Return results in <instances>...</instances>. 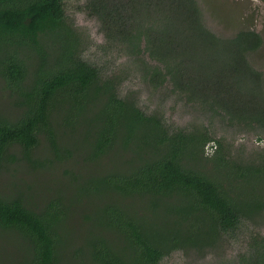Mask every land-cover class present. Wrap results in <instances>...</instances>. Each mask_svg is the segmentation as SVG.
I'll use <instances>...</instances> for the list:
<instances>
[{"label":"trees","instance_id":"trees-1","mask_svg":"<svg viewBox=\"0 0 264 264\" xmlns=\"http://www.w3.org/2000/svg\"><path fill=\"white\" fill-rule=\"evenodd\" d=\"M83 11L123 59L117 73L85 58L64 0H0V78L20 104L0 110V169L95 161L113 149L123 160L79 169L75 191L34 208L22 192L0 194V231L21 239L20 264H160L178 251L207 264H264V151L237 155L214 122L264 136V76L250 59L260 33L219 35L198 0H86ZM129 78L165 89L197 121L174 126L142 109L121 89ZM78 203L92 206L84 220L95 218L79 241L66 234ZM238 235L244 244L231 254Z\"/></svg>","mask_w":264,"mask_h":264},{"label":"rangeland","instance_id":"rangeland-1","mask_svg":"<svg viewBox=\"0 0 264 264\" xmlns=\"http://www.w3.org/2000/svg\"><path fill=\"white\" fill-rule=\"evenodd\" d=\"M85 1L64 0L67 20L86 39L85 58L96 63L108 73H117L118 70L122 69L124 61L119 58L120 56L115 49H105L106 42L98 31L96 21L88 17L83 11ZM198 3L203 11L206 24L219 35L231 36L241 28H252L260 33L262 43L259 49L250 55V59L264 76V0H198ZM121 89L123 92L133 95L142 109L147 112L157 109V112L174 126H184L188 122L197 121L198 112L195 108L175 98L164 100L165 89L152 90L140 78L125 80ZM15 98L14 91L0 78V110L4 113L8 111L19 113L20 104ZM214 122L220 132H222V128L225 129L226 142L233 145L234 153L237 155L248 156L254 152L264 151V136L259 139L253 134L232 131L224 123L221 122L223 125L220 124L218 119H214ZM215 145L214 141L209 142L206 145L205 154H213ZM39 147L36 155L45 158L49 149L44 138L42 139V146L39 145ZM16 156H22L19 147ZM106 163L109 166L121 168L123 160L120 157V151L113 149L95 161H84L78 157L67 162L58 161L53 166L45 164L43 167L32 166L26 160H17L13 164L7 163V167L0 169V194L7 193L15 196L22 192L33 208L39 206L38 204L41 206L43 200L50 196L54 197L58 194L67 196L71 191H75V185L70 181L72 173L79 169L82 171L89 169L93 172L98 166ZM83 210L89 212L92 210V206L88 203L83 205L78 203L77 208L72 210L69 226L66 227V234L77 241L82 240L84 233L90 227L95 226V218L90 219V221L84 220ZM243 244L244 237L238 235L235 240H231L229 253L234 254L241 250ZM22 254L21 239L17 238L16 235L0 231V264H20ZM206 260H210V255L207 256ZM69 264H76V262ZM160 264L207 263L198 261L193 254H184L178 251L164 258Z\"/></svg>","mask_w":264,"mask_h":264}]
</instances>
